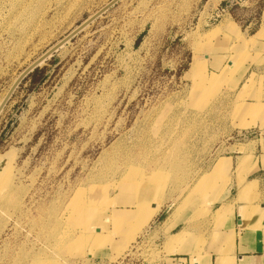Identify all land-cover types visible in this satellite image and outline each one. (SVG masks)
<instances>
[{
  "label": "rangeland",
  "instance_id": "rangeland-1",
  "mask_svg": "<svg viewBox=\"0 0 264 264\" xmlns=\"http://www.w3.org/2000/svg\"><path fill=\"white\" fill-rule=\"evenodd\" d=\"M110 1L0 0V101ZM64 45L36 120L0 112V264L198 256L229 187L264 201V0H119Z\"/></svg>",
  "mask_w": 264,
  "mask_h": 264
},
{
  "label": "crops",
  "instance_id": "crops-1",
  "mask_svg": "<svg viewBox=\"0 0 264 264\" xmlns=\"http://www.w3.org/2000/svg\"><path fill=\"white\" fill-rule=\"evenodd\" d=\"M58 50L28 73L7 102L8 107L13 108L18 103L23 105L20 117L24 122L35 121L36 117L32 113L42 110L46 98L58 89L62 71ZM221 158L228 162L230 168V158ZM245 164L246 160L238 161L235 171L245 168ZM255 181L258 180L247 182L242 187V194L255 187ZM232 190L233 187H229L223 201H215L218 204L215 212L220 210L221 213L214 215L216 236L198 252V256L193 255L192 250L186 247L178 252L170 251L173 258H162L155 264H264V201H237V197H231ZM170 219L167 245L171 247L183 241L184 232L171 234L181 221H176L175 217ZM159 235L163 237L162 232Z\"/></svg>",
  "mask_w": 264,
  "mask_h": 264
},
{
  "label": "water",
  "instance_id": "water-1",
  "mask_svg": "<svg viewBox=\"0 0 264 264\" xmlns=\"http://www.w3.org/2000/svg\"><path fill=\"white\" fill-rule=\"evenodd\" d=\"M119 0H111L108 4L102 7L99 11L95 14L87 18L83 21L80 25H78L74 30H72L69 34H67L63 39L49 48L45 53H43L38 59L32 62L28 67H26L15 79L11 87L9 88L8 92L6 93L5 97L0 103V112L2 111L3 107L6 105L7 101L10 99L11 95L21 83V81L30 73L34 68H36L41 62H43L46 58L50 57L53 53H55L60 47H62L65 43H67L71 38H73L76 34L82 31L86 26H88L91 22H93L96 18L102 15L105 11L115 5Z\"/></svg>",
  "mask_w": 264,
  "mask_h": 264
},
{
  "label": "bare ground",
  "instance_id": "bare-ground-1",
  "mask_svg": "<svg viewBox=\"0 0 264 264\" xmlns=\"http://www.w3.org/2000/svg\"><path fill=\"white\" fill-rule=\"evenodd\" d=\"M198 67H199V64L196 61H193L192 64L190 65V68H189V72H190V74H192V76H194L196 74ZM1 101H2V99H1ZM224 165H225L224 162L220 161V163L218 164V168H221Z\"/></svg>",
  "mask_w": 264,
  "mask_h": 264
}]
</instances>
